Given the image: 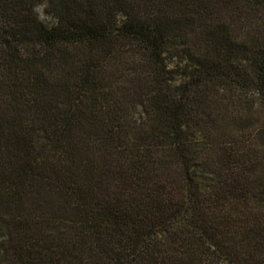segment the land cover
Returning a JSON list of instances; mask_svg holds the SVG:
<instances>
[{"label":"trees","instance_id":"trees-1","mask_svg":"<svg viewBox=\"0 0 264 264\" xmlns=\"http://www.w3.org/2000/svg\"><path fill=\"white\" fill-rule=\"evenodd\" d=\"M0 264H264V0H0Z\"/></svg>","mask_w":264,"mask_h":264},{"label":"rangeland","instance_id":"rangeland-1","mask_svg":"<svg viewBox=\"0 0 264 264\" xmlns=\"http://www.w3.org/2000/svg\"><path fill=\"white\" fill-rule=\"evenodd\" d=\"M45 4L46 3H38L35 6V10L37 12V14L39 15V17L45 21L46 23L52 24L54 22V18L48 14L45 10Z\"/></svg>","mask_w":264,"mask_h":264}]
</instances>
